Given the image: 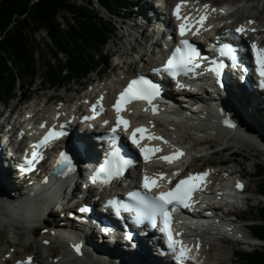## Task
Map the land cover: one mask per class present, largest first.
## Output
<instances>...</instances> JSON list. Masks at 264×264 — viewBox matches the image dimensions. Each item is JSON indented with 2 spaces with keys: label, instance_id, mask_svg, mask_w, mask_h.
<instances>
[{
  "label": "trees",
  "instance_id": "obj_1",
  "mask_svg": "<svg viewBox=\"0 0 264 264\" xmlns=\"http://www.w3.org/2000/svg\"><path fill=\"white\" fill-rule=\"evenodd\" d=\"M96 1L114 15L135 0H0V101L31 98L38 79L50 87L84 81L109 64L106 47L116 34ZM45 31L47 39L36 34ZM48 40V41H46ZM264 174L259 172V178ZM264 193V184L261 185ZM252 228L264 240V208ZM239 264H264V249L238 254Z\"/></svg>",
  "mask_w": 264,
  "mask_h": 264
},
{
  "label": "snow or ice",
  "instance_id": "obj_2",
  "mask_svg": "<svg viewBox=\"0 0 264 264\" xmlns=\"http://www.w3.org/2000/svg\"><path fill=\"white\" fill-rule=\"evenodd\" d=\"M183 4H178L175 9V15L178 20H183L184 23L180 25V35H186V31L192 30L195 28L194 35H198L200 28L203 27L204 23L207 20V16L203 15L198 20H193L191 17H182L181 16V8ZM205 9L208 8L207 5L204 6ZM212 11H216L212 9ZM249 23H254V21H249ZM246 29L241 26L236 29V32L240 35H244L246 33ZM252 31H255L253 29ZM182 47H177L175 49V54L167 61L165 71H168L172 74L173 77L183 73L184 75H188L194 68L200 67L198 61L200 59L199 52L191 45L187 40L181 41ZM251 48L255 55V63L257 66V72L261 77V85L264 86V48L258 47L255 43L251 45ZM220 54L222 56L229 55L235 60V55L231 48L225 46L221 49ZM215 67L209 68L208 71L215 72L217 77L221 75V68L224 67L223 64H217L215 60L211 61ZM182 86V85H181ZM223 86V85H221ZM160 89L157 85L151 83L150 81L140 78L136 80H132L128 87L120 94L114 108L117 112L118 119L116 121V126L112 128L113 134V147L114 151L111 153V159L108 161L105 167L100 168L91 176V182L96 184L97 182L106 184L112 178L117 177L121 174L123 167L129 163L130 161L122 160L119 158V150L115 148V133L117 129L123 125L124 130L127 131L130 125V122L124 120L120 117V113L125 110V106L128 103H131L133 99L136 100H146L149 105L152 104L153 100L159 95ZM93 112H96L97 109L94 106ZM153 114H156L157 109L153 107ZM95 117H85L86 120L94 119ZM107 123V121L105 122ZM228 127L235 128L236 125L231 123L230 121H225ZM147 132L145 128H137L131 134V142L136 147H140V140L144 139V133ZM137 133L141 134L140 139H137ZM63 133H58L55 131H50L39 143L33 145L34 148L40 149L45 147L50 139L57 138ZM148 139H163L157 136H148ZM164 143H168L167 141H163ZM162 149H145L141 148V152L144 154V158L146 161L149 160L148 153L149 152H159ZM185 155L181 150L177 149L176 152L171 156H164L161 159L165 160L168 163H173L175 160L179 159ZM33 156L36 158H40L41 154L39 151L34 152ZM66 156L63 157V160H67ZM31 164V161L28 162ZM209 173L204 172L196 175H189L185 179H181L171 190L168 191H160L159 195L156 196H141L139 193L133 194V198L138 200L139 203L147 210L148 214L152 217L159 216L163 220V231L167 236L168 246L171 249L172 253L177 256L179 264H183L185 260L191 259L190 253L192 251L191 248L184 245L182 240H177L175 237L177 235H182L181 233H174L172 229V212L175 211L176 206H182L184 208H191V201L193 197V193L196 191L203 190V185L206 183V178ZM104 176L105 178H101ZM159 179H163V174H160L157 178H150L145 175L143 178V187L147 192H152L154 188H159L160 185L158 183ZM171 183V181H169ZM237 187L243 188L242 184H237ZM81 211H87V209H81ZM105 233H108L109 229H103ZM126 238L131 241L132 236L128 234ZM45 243H48L47 241ZM76 251L79 253L80 248L77 247ZM27 264H32L31 258L28 259Z\"/></svg>",
  "mask_w": 264,
  "mask_h": 264
},
{
  "label": "rangeland",
  "instance_id": "obj_3",
  "mask_svg": "<svg viewBox=\"0 0 264 264\" xmlns=\"http://www.w3.org/2000/svg\"><path fill=\"white\" fill-rule=\"evenodd\" d=\"M142 1V6L143 8L146 5L147 0H141ZM210 1H216V0H210ZM218 1V0H217ZM232 0H219L218 2L224 3V2H230ZM236 1V0H235ZM249 4L245 5L244 0H238L237 4L235 5L234 9L239 10L237 14H235L238 19H242L247 15L252 12L259 14L261 12L260 18L263 20L262 25L264 24V0H249ZM94 7L97 8L99 11V14L102 18H107V10L102 8L96 1H94ZM240 14V15H238ZM134 24V21L131 20L130 22L127 23V25L121 29L118 30L116 37L109 43V45L106 48V52L108 53V56H113L111 62L109 63L108 70L106 71L105 75H102L100 77L101 80L107 81V83L111 84L117 81L118 77L121 76L122 72H125L126 70L130 69L131 72L136 70V67H140L141 64L135 63L134 60L137 59V57L133 56V59L129 58L128 55L131 54L132 52V47L136 44L135 43V37L134 33L129 36L127 35L129 31H131L130 26ZM118 26H120V23L118 22ZM144 31H137L136 33L141 34ZM46 36L45 32H41L39 35H36V38L38 41H42L44 37ZM48 41V40H46ZM116 43V45H115ZM144 43V41H143ZM136 47V46H135ZM144 47H140V45H137V51L139 52H144L143 50ZM123 59L126 61V66L123 67L122 71H118V68L115 69L114 71V66L117 62V60ZM148 61L151 60L150 56L148 55L146 57ZM134 62V63H133ZM87 81H85L83 84L78 85V84H71L67 89H62L58 92H54L52 90H43L40 88V82L37 84V88L39 87L40 89V94L37 93L34 97L36 96H46V97H57L58 99L64 98L69 95L75 96L76 94L79 93L81 88H84L86 84L89 82H93L94 80H97V75L95 73H92L91 76L89 77ZM89 85V84H88ZM88 88V87H87ZM16 104V102L13 103V105ZM29 105V102H28ZM26 105V106H28ZM4 105L0 103V112L3 110ZM24 110L25 106H21L20 110ZM11 110V108L8 110V112ZM257 118L259 119L260 126L264 128V121L262 120L261 116L256 115ZM255 139L258 141L264 142V137L260 135H256L253 132H251ZM258 139H257V138ZM215 140V139H214ZM217 141V140H215ZM221 141V140H220ZM218 140V142H220ZM240 142V141H239ZM237 140H232L227 143L229 146V150L226 153H221L218 152L217 154L213 155L212 153H208V157L206 158L207 162H210L212 164H231L235 162H238L243 164L244 166V173L247 177L246 181L249 183V192L248 196H254L255 197V192L259 189V186L263 183L264 184V177L259 179L256 176H253L252 174L257 171L258 166L259 169L263 171L264 173V153L261 152V150L257 147L252 148L251 146H248L247 142H241L239 143ZM220 144L225 145L226 143H223L222 141ZM218 144L215 145L214 150L211 152L219 151L220 147H217ZM225 149V148H224ZM227 150V149H226ZM225 151V150H224ZM231 152H239L240 157L236 159H232L230 157ZM233 156V155H232ZM212 159V160H211ZM232 161V162H231ZM204 162V161H203ZM199 166L202 165L201 163H198ZM230 167H233V169L237 168L234 165H231ZM238 169V168H237ZM264 199V198H263ZM264 207V203H260L259 205L257 204L256 201H253L249 206L248 210L246 213H244L245 218L248 221H257L259 220V214H258V209ZM11 226L6 225L5 227L3 225H0V249L7 248L8 245L11 247H16L17 252L23 253L24 251L26 252H34L37 254L39 258H41L45 264H49L51 262V259L49 257H46L44 253H47L46 250L41 247V242L39 239H37L35 236L32 235V232L30 230H24L22 228H16L15 230L10 229ZM249 233V232H248ZM256 249H261V248H256ZM252 247H245L241 248V246L236 245V244H224V245H215V260H222V264H236L237 259L235 258L234 252H248V251H253L256 250ZM225 250L226 255H222L221 251ZM57 255V253H56ZM101 255V254H100ZM103 256V255H102ZM65 264H87L84 260H79L77 262L71 263L67 261Z\"/></svg>",
  "mask_w": 264,
  "mask_h": 264
},
{
  "label": "bare ground",
  "instance_id": "obj_4",
  "mask_svg": "<svg viewBox=\"0 0 264 264\" xmlns=\"http://www.w3.org/2000/svg\"><path fill=\"white\" fill-rule=\"evenodd\" d=\"M248 1L249 0H244V2H248ZM232 3H231L232 4L231 7H234L235 4L237 3V1L233 0ZM160 7H162L160 4L156 6V8H158V9ZM148 10H150L149 5H147L145 11L141 12V14H145L146 11H148ZM238 12L239 11H237L236 14ZM167 13H168V11H167ZM238 15H240V14H238ZM254 18H258L257 14L255 16L249 17L247 19H254ZM145 63H147V61H145ZM138 70H137V72H138ZM119 81H120V78H118L117 82H119ZM115 84H113V83L111 84V82H110V84L109 83L108 84L107 83H100L99 86L97 87V89L102 91V92H106V94L108 95V93L113 89V86ZM223 98L224 99H221L218 97L216 99H212L211 100V109H214L215 111L220 112L221 114H223L222 116L224 118H227L229 121L236 123L241 129L249 131V132H253L256 135H260V136L264 137V128L260 126V123H259L257 116L254 115V114H256V112H254V109H256V107L253 103H251L249 101L248 97H246L241 91H239V96L238 95L229 96L226 94L225 96H223ZM73 109H76V106ZM185 109H187V108H185ZM181 132L183 133L184 138L188 139L191 136V134H193L195 131L192 128H187ZM216 136L218 137V134ZM220 136H219V138H212V139H208L207 141L203 142L202 143L203 149L206 152H208V149L205 148L206 144H208L211 147H215L216 144L221 145L220 142H218V140L219 141L221 140L220 138H223L224 141L228 138L227 136H223V135H220ZM214 139L217 141H215ZM191 141L192 140H190V142L186 141L185 144L190 146ZM238 141L247 142L248 146H251L252 148H255L257 146L260 149V147L257 143L246 140L243 137H238ZM197 145H199V143H197ZM226 149L227 148H225L224 150H226ZM28 150H29V152L31 151L29 148H28ZM92 150H93L92 145L87 143L86 151L89 153V155L91 153L94 154ZM231 164L240 168V170L233 169L232 167L229 166V168H228L229 170L228 169H223L222 171L217 170V173L220 172V174L223 176V175H226L227 172H231V173L236 175V174L242 173L244 171V166H243V164L239 163V161L238 162L234 161V163H231ZM4 166L5 165L0 163V196L3 198V199H0L1 200L0 201V225L7 224L11 227H14L15 226L14 221L16 220V221L21 223L23 228L27 229L28 231L30 230V232H32V234L35 235L36 231H37L36 227L40 222V214L28 205H24L23 206L24 209L23 208L21 209V208H16L9 203V201H8L9 196L8 195L12 196V194H15L17 191L21 192V189L19 190V186L12 181V177L15 173L10 172L9 170L6 171V167L4 168ZM34 185H36V183ZM78 231H79L78 229L74 230V232L72 231V235L74 238L75 245L76 246L80 245L83 247V249L85 251L84 255L86 256L85 258H87V259H91L88 255L89 254L88 251L94 250V248H95L97 250L96 255L98 256V260H97V258H94V259L92 258L91 261L96 262V264H101V262H106V261H107L106 263H108V264H148L149 263L148 262V256H146V257L141 256L138 253L133 252L129 248H127L125 250V255H126L127 259H124L123 257L119 256L120 253L116 252V250H114V249L111 250L109 248L110 247L109 245L107 246V244H105V243L100 244L99 242L96 243V239L93 238L92 236L86 235V236H84V238L79 239V238H77L78 237ZM81 231H83V230H81ZM234 233L240 234V232L238 230H235ZM48 236H49V234L45 235V237H43V240H48L47 239ZM97 247H99V248H97ZM207 248L209 249V251L212 254L211 263L212 264H222L223 263L222 260H215V254H214V252H216L215 247L212 244L211 245L209 244V247H207ZM225 252H226L225 250H222L221 254L224 256L227 253V252L226 253ZM65 253H66V251L64 250V251L60 252L58 254V256L60 258L67 257ZM146 253L149 254L150 249H147ZM117 254H119V255H117ZM104 257H107L108 259H105ZM6 260L7 259H4V257L1 258V256H0V263L1 264L4 263Z\"/></svg>",
  "mask_w": 264,
  "mask_h": 264
}]
</instances>
